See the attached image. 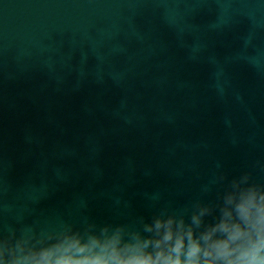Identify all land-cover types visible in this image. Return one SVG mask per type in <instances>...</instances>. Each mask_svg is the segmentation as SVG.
Wrapping results in <instances>:
<instances>
[{
  "label": "clouds",
  "instance_id": "clouds-1",
  "mask_svg": "<svg viewBox=\"0 0 264 264\" xmlns=\"http://www.w3.org/2000/svg\"><path fill=\"white\" fill-rule=\"evenodd\" d=\"M200 192L180 206L153 194L151 215L126 221L16 226L0 206V264H264V182L250 170L217 171Z\"/></svg>",
  "mask_w": 264,
  "mask_h": 264
}]
</instances>
